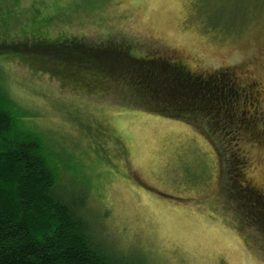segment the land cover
<instances>
[{
  "label": "rangeland",
  "instance_id": "1",
  "mask_svg": "<svg viewBox=\"0 0 264 264\" xmlns=\"http://www.w3.org/2000/svg\"><path fill=\"white\" fill-rule=\"evenodd\" d=\"M224 12L215 0H0V46L67 38L179 61L195 74L228 70L242 90L254 87L249 114L264 120V13L234 31L242 13ZM0 73L28 113L25 125L54 155L70 157L73 175L62 182L83 183L92 230L114 254L143 264H264L263 230L241 224L224 199L218 145L208 135L17 57H0ZM237 135L246 179L264 191V122L255 135ZM66 189L68 199L80 197Z\"/></svg>",
  "mask_w": 264,
  "mask_h": 264
},
{
  "label": "trees",
  "instance_id": "2",
  "mask_svg": "<svg viewBox=\"0 0 264 264\" xmlns=\"http://www.w3.org/2000/svg\"><path fill=\"white\" fill-rule=\"evenodd\" d=\"M236 1L215 0L230 18L234 10L242 13L236 20L244 24L234 31L264 13V0H242L243 6L232 8ZM22 43L0 46V57H17L33 70L87 90L111 88L137 108L208 135L218 145L224 199L241 224L261 228L264 235V191L246 179L248 162L237 135H255L264 122L258 113L249 114L257 99L253 86L242 90L228 70L195 74L179 61L140 58L112 43L92 46L67 38ZM27 114L0 73V264H143L119 257L95 236L85 186L62 182L61 175L71 173L70 157L54 155L42 133L23 122ZM70 185L80 190L79 198L66 197Z\"/></svg>",
  "mask_w": 264,
  "mask_h": 264
}]
</instances>
